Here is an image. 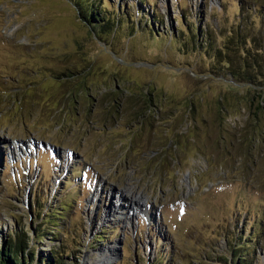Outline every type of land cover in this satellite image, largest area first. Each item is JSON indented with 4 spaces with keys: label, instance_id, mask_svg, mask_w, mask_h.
I'll return each instance as SVG.
<instances>
[{
    "label": "rangeland",
    "instance_id": "374dc122",
    "mask_svg": "<svg viewBox=\"0 0 264 264\" xmlns=\"http://www.w3.org/2000/svg\"><path fill=\"white\" fill-rule=\"evenodd\" d=\"M116 1L132 20L100 37L68 0H0V237L36 225L32 190L42 210L64 190V261L264 264V93L194 47L206 23L218 47L238 27L260 78L264 0ZM135 13L158 33H121Z\"/></svg>",
    "mask_w": 264,
    "mask_h": 264
},
{
    "label": "trees",
    "instance_id": "16d2710c",
    "mask_svg": "<svg viewBox=\"0 0 264 264\" xmlns=\"http://www.w3.org/2000/svg\"><path fill=\"white\" fill-rule=\"evenodd\" d=\"M68 1L72 5L75 11L76 18L81 23H83L85 27L90 28V29L88 28L89 29L88 34L95 33L96 36L101 37V34H102L101 32L108 31L110 32V36H112L113 33L120 31L119 26L121 25H119L120 22L117 21V18L119 20V18L127 17L129 21L132 20V18L129 15L130 14L129 11L127 10L130 6L126 4L124 6L123 3L121 2L117 3L116 0L114 1L113 0H68ZM232 1H233V4H236L235 0H232ZM139 13L138 14L135 13L134 15L135 18L131 23H129V21H127L126 19L123 20V22H127V24L124 25L125 29L121 33H125L126 35L127 34L131 35L136 30L140 31L141 29L145 30L148 28V30H150L151 33H154L156 35L158 32L154 30L153 28L154 24L151 25L149 19L148 20L146 19L147 21H137L138 16L142 14V13L140 14ZM177 16L179 17V15ZM241 22L242 21L240 20L238 26H240ZM144 23L147 25V28L141 25ZM178 24H179L178 28H180V25H181L183 27L182 29H185L186 24H181L180 17L178 18ZM207 24L208 23H206V26L203 25L204 29H203L202 39L198 43L195 40L194 47H196L198 50L200 49V51H202L203 53L208 54L211 58L213 57L217 59L219 57V59L224 62V64H222V67L225 68V69L223 68V70H225L224 75H226L227 77L237 76L234 79L238 81L246 82L250 84L258 83V84H255L256 86H254V89L259 90L260 93L263 94L264 93V73L263 74L261 73L262 74L260 76L261 79L256 78L254 80H251L250 76H252L253 73L252 72L249 73L247 71L248 69L246 68V66L249 65L248 63L249 60L247 61L246 57H249L250 60H252V55H250V53L248 52L244 44L245 39L249 41L246 35H238L237 34L238 27H235V28L233 27L232 31H234V36H233L232 42L229 43L226 39L227 43H221L220 44L221 48H220L217 45L213 44L214 38L212 36V27L207 26ZM194 28L196 29V27ZM195 29L193 30L194 34H196ZM172 38L173 37H171L170 39L173 41ZM193 38L194 37H192L191 39L193 40ZM230 59L231 61L234 59L233 60L234 65L230 63ZM68 75H71V73ZM75 77H79V76L75 74L72 75V78H75ZM83 84L84 83L82 82V79H81L76 87L81 86ZM67 90L70 92V88H68ZM258 100L260 101V99ZM148 104L146 107H148ZM257 104L258 106H260L259 103ZM159 146H160V149H162L164 145L162 144L160 145L159 143ZM39 167H38V170H39ZM71 170L72 168H70L69 171L71 172ZM74 178L70 179V180H73L71 184L72 186H76L79 182L77 181V179H74ZM74 181H77V182H74ZM63 182H67L66 175L61 180V184ZM39 192L40 191L38 189L32 190V193H33L32 203L29 206V209H30L29 212H31L33 216L39 217L38 222L36 223L35 226L34 225L29 226L28 229L21 228L20 226H17L14 223L6 227L4 231L5 233L4 236H2V238L0 237V264H76V262L74 263V261L73 262L64 261L60 256L61 251L63 250L64 247L62 245L63 239L60 235H58V232L63 231V230L67 231L64 218H68L69 216V215H66V213H69L66 211L67 209H69L68 206H71L69 199L64 194H62L64 190L60 191L61 193L57 192L54 196L55 199L52 201V203L45 206V208L42 210V204L39 202V199H38ZM244 218H246L244 219V221L247 222V217H244ZM250 220L251 221L249 222V225L247 228L248 232L244 236L243 233L246 232V229H245V231L241 233L240 239H236V241H234L231 244L230 248L232 250H235L233 246L240 247V243H241L242 247H244L252 240L250 238L255 239L254 226H256L257 222L254 221V219H250ZM244 221L243 223H245ZM251 224L253 226H251ZM47 228L55 230V231H52L49 229V231L53 234L51 235V237L55 238L54 245H49L47 248H40L38 250H34L33 249V245H35L34 243L39 242L40 238L44 237L43 230L44 229L47 230ZM113 228H115L114 225L110 226V228H107V227L105 228L101 226L97 231H95V233L92 234V236L95 240H98L99 238L102 239L103 236H108L107 235L108 233L106 231L109 229H113ZM250 233H252L253 236H250ZM242 254L243 253L241 252L237 253L235 251L233 255L235 256L237 260L234 259V257H232V264H242V261H241ZM159 257L160 256H157V258L155 259L153 258L152 261H150L148 264H158Z\"/></svg>",
    "mask_w": 264,
    "mask_h": 264
},
{
    "label": "bare ground",
    "instance_id": "6f19581e",
    "mask_svg": "<svg viewBox=\"0 0 264 264\" xmlns=\"http://www.w3.org/2000/svg\"><path fill=\"white\" fill-rule=\"evenodd\" d=\"M131 197L133 198V200H135V202L139 201V195L137 193L131 194ZM111 249V248H110ZM109 249V250H110Z\"/></svg>",
    "mask_w": 264,
    "mask_h": 264
}]
</instances>
